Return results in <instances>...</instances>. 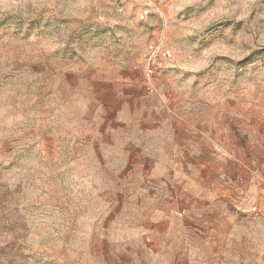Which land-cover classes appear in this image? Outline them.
Masks as SVG:
<instances>
[{
    "label": "rangeland",
    "instance_id": "1",
    "mask_svg": "<svg viewBox=\"0 0 264 264\" xmlns=\"http://www.w3.org/2000/svg\"><path fill=\"white\" fill-rule=\"evenodd\" d=\"M173 125L207 167L143 236L111 218L140 166L117 181ZM85 176L102 191L80 209ZM0 264H264V0H0Z\"/></svg>",
    "mask_w": 264,
    "mask_h": 264
},
{
    "label": "clouds",
    "instance_id": "2",
    "mask_svg": "<svg viewBox=\"0 0 264 264\" xmlns=\"http://www.w3.org/2000/svg\"><path fill=\"white\" fill-rule=\"evenodd\" d=\"M224 22L226 23V21ZM239 38L237 37V40ZM193 43H195V39H193ZM192 79L193 76L187 77V80ZM160 107L161 109L166 108L167 104L162 103ZM159 111L158 109V113ZM160 118L163 117L160 116ZM197 148L195 128L191 130L190 136L186 137L182 129L173 125L163 150L159 148L153 150L146 146H136L134 149H130L126 168L120 174L117 182L126 183L132 179V174L137 173L138 165L140 170L135 177L136 182L129 185L128 193L119 192L116 195V202L111 210V218L115 219L130 209L137 218L138 231L141 235H148L147 229L168 230L169 221L181 217L180 201L192 200L195 195L191 192L190 186L185 185L184 181L188 177L184 176L183 173L188 171L190 174H196L197 169L202 170L207 167L201 163V154ZM224 156H227V153H224ZM218 159H223V157H218ZM96 160L98 161V170L110 174L103 156H97ZM220 179L223 180L224 176H221ZM230 183V181L227 184L216 183L219 185L216 191L220 196H229L232 191L228 187ZM77 190L79 191L77 202L80 209H84L85 205L89 204L90 199L102 191L93 187L91 176H85L77 189H72L69 195L74 196ZM204 198L201 196V199ZM235 210L241 211L238 208ZM225 214H227V205H225ZM96 219H100V216L98 215ZM188 227H191V222L188 223ZM173 242L176 243L175 240Z\"/></svg>",
    "mask_w": 264,
    "mask_h": 264
},
{
    "label": "built area",
    "instance_id": "3",
    "mask_svg": "<svg viewBox=\"0 0 264 264\" xmlns=\"http://www.w3.org/2000/svg\"><path fill=\"white\" fill-rule=\"evenodd\" d=\"M161 41L153 42L149 45V53L145 59L146 72L152 75L156 70V62L159 58H167L171 56V50L162 46Z\"/></svg>",
    "mask_w": 264,
    "mask_h": 264
},
{
    "label": "crops",
    "instance_id": "4",
    "mask_svg": "<svg viewBox=\"0 0 264 264\" xmlns=\"http://www.w3.org/2000/svg\"><path fill=\"white\" fill-rule=\"evenodd\" d=\"M151 149L155 150V149H158V148H153L150 146ZM170 223V222H169ZM148 230V229H147ZM152 233V236H154V234H157L159 232L160 229H149Z\"/></svg>",
    "mask_w": 264,
    "mask_h": 264
}]
</instances>
